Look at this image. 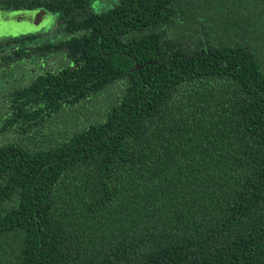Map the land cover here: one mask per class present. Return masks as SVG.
<instances>
[{
  "label": "trees",
  "instance_id": "trees-1",
  "mask_svg": "<svg viewBox=\"0 0 264 264\" xmlns=\"http://www.w3.org/2000/svg\"><path fill=\"white\" fill-rule=\"evenodd\" d=\"M99 3L0 0V264H264V0Z\"/></svg>",
  "mask_w": 264,
  "mask_h": 264
},
{
  "label": "rangeland",
  "instance_id": "rangeland-1",
  "mask_svg": "<svg viewBox=\"0 0 264 264\" xmlns=\"http://www.w3.org/2000/svg\"><path fill=\"white\" fill-rule=\"evenodd\" d=\"M112 4H113V0H100V3H99L100 10L106 9ZM32 12L38 13L37 18H39V20L36 23V26H33V27L30 26V27H25V28L15 27L14 30L10 32V34L6 33L5 28L7 27L9 23L11 24V22L9 21L10 16H14V17L28 16L29 17L32 15ZM53 20L55 19L49 16V14H46L45 12H41V11H24V10L13 11V12L0 11V39L9 37V36H19L23 34H28V33L34 32L35 30H42L44 28H48L52 26Z\"/></svg>",
  "mask_w": 264,
  "mask_h": 264
},
{
  "label": "water",
  "instance_id": "water-1",
  "mask_svg": "<svg viewBox=\"0 0 264 264\" xmlns=\"http://www.w3.org/2000/svg\"><path fill=\"white\" fill-rule=\"evenodd\" d=\"M37 12H32L31 16H20V17H14L10 16L9 23L7 27L5 28L6 33L10 34L14 30L15 27L25 28V27H33L36 26V23L38 22L39 18ZM141 66H137L136 69H140Z\"/></svg>",
  "mask_w": 264,
  "mask_h": 264
},
{
  "label": "flooded vegetation",
  "instance_id": "flooded-vegetation-1",
  "mask_svg": "<svg viewBox=\"0 0 264 264\" xmlns=\"http://www.w3.org/2000/svg\"><path fill=\"white\" fill-rule=\"evenodd\" d=\"M6 38V37H5ZM4 39V38H3ZM1 40V39H0Z\"/></svg>",
  "mask_w": 264,
  "mask_h": 264
}]
</instances>
